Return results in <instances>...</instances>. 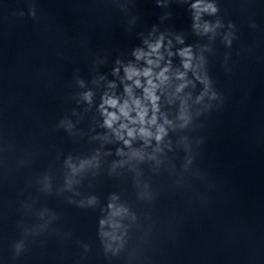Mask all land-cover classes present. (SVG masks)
<instances>
[{
    "label": "clouds",
    "instance_id": "clouds-1",
    "mask_svg": "<svg viewBox=\"0 0 264 264\" xmlns=\"http://www.w3.org/2000/svg\"><path fill=\"white\" fill-rule=\"evenodd\" d=\"M193 7H198V5H194ZM214 10V9H213ZM185 55L187 54V53H184ZM187 66V65H186ZM109 103H115V101H109ZM112 119H115V116H113L112 117ZM108 123H110V121L108 122Z\"/></svg>",
    "mask_w": 264,
    "mask_h": 264
}]
</instances>
